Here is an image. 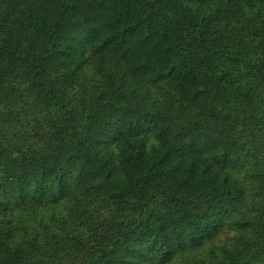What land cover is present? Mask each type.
Instances as JSON below:
<instances>
[{
    "label": "trees",
    "instance_id": "1",
    "mask_svg": "<svg viewBox=\"0 0 264 264\" xmlns=\"http://www.w3.org/2000/svg\"><path fill=\"white\" fill-rule=\"evenodd\" d=\"M0 264H264V0H0Z\"/></svg>",
    "mask_w": 264,
    "mask_h": 264
}]
</instances>
